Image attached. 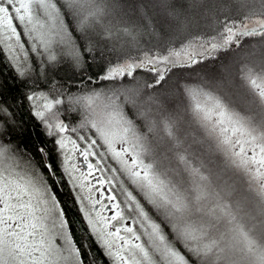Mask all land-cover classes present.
<instances>
[{"label":"snow or ice","instance_id":"6c2138e0","mask_svg":"<svg viewBox=\"0 0 264 264\" xmlns=\"http://www.w3.org/2000/svg\"><path fill=\"white\" fill-rule=\"evenodd\" d=\"M0 264H264V0H0Z\"/></svg>","mask_w":264,"mask_h":264},{"label":"trees","instance_id":"16d2710c","mask_svg":"<svg viewBox=\"0 0 264 264\" xmlns=\"http://www.w3.org/2000/svg\"><path fill=\"white\" fill-rule=\"evenodd\" d=\"M34 123V122H33ZM36 136L33 137V140L35 141L36 139H43V137L40 135V128L39 125L36 127ZM75 213V209H73V214Z\"/></svg>","mask_w":264,"mask_h":264},{"label":"rangeland","instance_id":"374dc122","mask_svg":"<svg viewBox=\"0 0 264 264\" xmlns=\"http://www.w3.org/2000/svg\"><path fill=\"white\" fill-rule=\"evenodd\" d=\"M77 162L81 164V167H83L82 158H77Z\"/></svg>","mask_w":264,"mask_h":264}]
</instances>
